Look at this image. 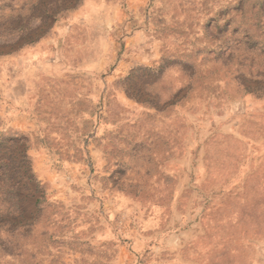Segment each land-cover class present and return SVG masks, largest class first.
Segmentation results:
<instances>
[{"label": "rangeland", "instance_id": "rangeland-1", "mask_svg": "<svg viewBox=\"0 0 264 264\" xmlns=\"http://www.w3.org/2000/svg\"><path fill=\"white\" fill-rule=\"evenodd\" d=\"M0 264H264V0H0Z\"/></svg>", "mask_w": 264, "mask_h": 264}]
</instances>
